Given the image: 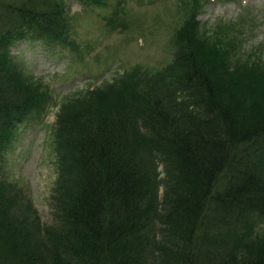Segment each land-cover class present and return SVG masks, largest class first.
<instances>
[{"label": "trees", "instance_id": "16d2710c", "mask_svg": "<svg viewBox=\"0 0 264 264\" xmlns=\"http://www.w3.org/2000/svg\"><path fill=\"white\" fill-rule=\"evenodd\" d=\"M206 1L179 0L162 68L130 66L60 101L48 223L2 175L18 125L52 97L9 47L72 49L74 19L66 0L4 3L1 20L16 21L0 35V264H264V61L235 23L202 27ZM112 6L107 32L122 23L123 1Z\"/></svg>", "mask_w": 264, "mask_h": 264}, {"label": "rangeland", "instance_id": "374dc122", "mask_svg": "<svg viewBox=\"0 0 264 264\" xmlns=\"http://www.w3.org/2000/svg\"><path fill=\"white\" fill-rule=\"evenodd\" d=\"M18 1L0 2V30L4 27L0 35L16 21L15 15L8 18L11 23L1 20L4 3L15 6ZM106 1L104 6H86L66 0L67 15L74 19L75 27L72 49L57 44L47 47L46 42L29 38L18 39L9 47L23 70L51 90L47 112L20 123L14 140L2 152V175L17 184L41 223L50 220L49 195L56 176L52 128L60 101L110 81L130 66L159 69L171 60L170 33L180 23L179 0H122L123 12L118 13L122 23L117 21L109 32L104 18L112 13L114 0ZM197 18L204 29H212L217 21L235 23L241 30L242 50H254L264 61V0H207Z\"/></svg>", "mask_w": 264, "mask_h": 264}]
</instances>
